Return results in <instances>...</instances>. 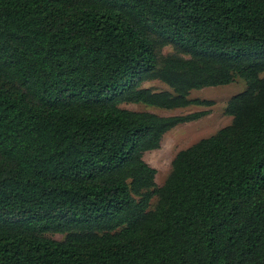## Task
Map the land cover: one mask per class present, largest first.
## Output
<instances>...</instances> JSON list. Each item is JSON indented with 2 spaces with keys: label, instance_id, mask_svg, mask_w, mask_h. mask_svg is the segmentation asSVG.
<instances>
[{
  "label": "trees",
  "instance_id": "1",
  "mask_svg": "<svg viewBox=\"0 0 264 264\" xmlns=\"http://www.w3.org/2000/svg\"><path fill=\"white\" fill-rule=\"evenodd\" d=\"M235 79L157 185L143 153L206 111L120 104ZM0 264H264V0H0Z\"/></svg>",
  "mask_w": 264,
  "mask_h": 264
},
{
  "label": "rangeland",
  "instance_id": "2",
  "mask_svg": "<svg viewBox=\"0 0 264 264\" xmlns=\"http://www.w3.org/2000/svg\"><path fill=\"white\" fill-rule=\"evenodd\" d=\"M169 47H163L161 52H170ZM141 86L149 87L152 90L168 89V87L157 81L150 80L141 83ZM244 88V83L240 79L225 85L204 87L189 92L190 98H199L212 101L209 106H193L189 105L175 109H160L142 104L121 103L120 107L137 110L148 111L162 116L185 114L193 111L205 110L206 114L192 121L180 123L169 129L160 138L159 146L156 149L145 151L142 159L150 167L154 168V181L160 184L169 170L171 159L177 151L188 147L198 139L213 134L218 128L226 125L230 121V117L222 113V109L226 100L233 94L238 93ZM48 236L60 239L61 234H47Z\"/></svg>",
  "mask_w": 264,
  "mask_h": 264
}]
</instances>
